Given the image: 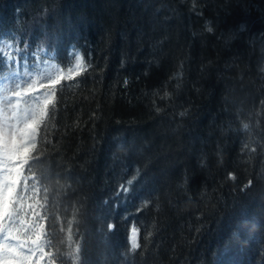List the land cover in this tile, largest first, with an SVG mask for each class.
Here are the masks:
<instances>
[{"label":"trees","instance_id":"obj_1","mask_svg":"<svg viewBox=\"0 0 264 264\" xmlns=\"http://www.w3.org/2000/svg\"><path fill=\"white\" fill-rule=\"evenodd\" d=\"M4 41L90 65L56 85L48 205L26 202L54 244L75 213L80 264H264V0H0Z\"/></svg>","mask_w":264,"mask_h":264},{"label":"snow or ice","instance_id":"obj_2","mask_svg":"<svg viewBox=\"0 0 264 264\" xmlns=\"http://www.w3.org/2000/svg\"><path fill=\"white\" fill-rule=\"evenodd\" d=\"M212 30L207 27V31ZM28 48L29 45L24 42V48L13 49L8 41L0 47V264H41L42 261L46 264H57L58 261L65 264L62 257L68 258V264H80L81 245L74 239L72 227L76 223L75 213L73 219L67 221L65 238L54 244L58 217L35 212L33 205L26 206V202L35 199L42 187L43 203L39 207L45 209L48 205L49 189L42 185V180L48 178L46 145L51 143L49 136L51 128L55 127L52 120L56 108V85L61 80H73L87 71L90 65L81 54L74 53L75 63L67 69L41 59L40 63L47 66L46 70L32 71L29 69H38L39 64L33 61L30 65L29 55L36 57L43 48L38 47L36 52L31 53ZM43 80H47L48 85L42 83ZM242 126L244 129L249 127L248 124ZM261 147L264 148V145ZM243 150L256 151L248 144ZM229 178L235 179V176L230 173ZM135 179L136 176H133L121 184L116 195L127 193ZM30 210L35 217L31 220L26 219ZM49 219L51 223L47 227L40 223ZM108 227L115 226L109 224ZM59 231H65L63 225ZM128 240L129 251L136 252L141 248L140 229L135 225L130 229ZM65 243L69 250L61 252L59 246Z\"/></svg>","mask_w":264,"mask_h":264},{"label":"rangeland","instance_id":"obj_3","mask_svg":"<svg viewBox=\"0 0 264 264\" xmlns=\"http://www.w3.org/2000/svg\"><path fill=\"white\" fill-rule=\"evenodd\" d=\"M46 68H47V67H46ZM46 68H45L44 70H46ZM44 70H43V71H44ZM53 71H54V70H53ZM53 78L55 79L56 77L54 76ZM41 82L45 84V83H47L48 81H47V80H43V81H41ZM38 86H39V85H38Z\"/></svg>","mask_w":264,"mask_h":264}]
</instances>
